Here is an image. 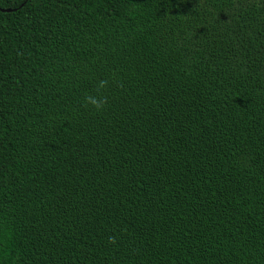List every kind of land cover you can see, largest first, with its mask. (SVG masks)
<instances>
[{
	"label": "trees",
	"instance_id": "1",
	"mask_svg": "<svg viewBox=\"0 0 264 264\" xmlns=\"http://www.w3.org/2000/svg\"><path fill=\"white\" fill-rule=\"evenodd\" d=\"M0 264H264V0H0Z\"/></svg>",
	"mask_w": 264,
	"mask_h": 264
},
{
	"label": "water",
	"instance_id": "2",
	"mask_svg": "<svg viewBox=\"0 0 264 264\" xmlns=\"http://www.w3.org/2000/svg\"><path fill=\"white\" fill-rule=\"evenodd\" d=\"M7 10H10V9H7Z\"/></svg>",
	"mask_w": 264,
	"mask_h": 264
}]
</instances>
